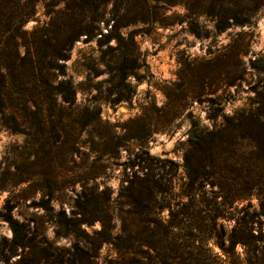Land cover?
<instances>
[{
    "label": "rangeland",
    "instance_id": "rangeland-1",
    "mask_svg": "<svg viewBox=\"0 0 264 264\" xmlns=\"http://www.w3.org/2000/svg\"><path fill=\"white\" fill-rule=\"evenodd\" d=\"M24 29L21 56H28L25 39L34 37L49 40L44 46L57 44L59 52L46 86L51 93L45 96L33 80L26 86L27 97L41 98V108L30 105L16 115L13 128L0 115V264H68L77 242L57 230L69 223L85 193L105 205L119 233L123 187L156 158L175 164L171 209L188 202L185 155L192 121L223 127L225 120L211 114L255 111L264 91V72L255 64L264 60V9L249 24L219 33L210 16L186 2L38 0ZM42 60L49 65V56ZM244 133L224 145L228 152L215 160L218 169H204L214 175L203 187L208 204L221 213L213 236L197 243L196 254L207 264H264L261 188L249 189L261 165L251 132ZM169 213L167 208L163 216ZM9 218L26 248L11 250ZM84 227L93 236L101 224ZM79 247L89 264L127 261L108 243L98 257L83 242ZM144 251L146 259L153 255Z\"/></svg>",
    "mask_w": 264,
    "mask_h": 264
},
{
    "label": "trees",
    "instance_id": "trees-1",
    "mask_svg": "<svg viewBox=\"0 0 264 264\" xmlns=\"http://www.w3.org/2000/svg\"><path fill=\"white\" fill-rule=\"evenodd\" d=\"M37 1L0 0V115L3 117V124L10 128L19 125L16 115L25 113L30 105L38 108L42 106L41 98L33 101L32 96L27 97L26 86L30 80L36 84L39 82L44 87L45 96L51 93L46 90V86L51 83L50 71L55 68L52 62L59 52L57 44L44 46L49 40L38 37L31 40L26 38L28 56L20 54L21 42L27 34L24 25L32 17ZM168 2H186L191 11L210 16L219 33L233 26L249 24L254 14L264 9V0H168ZM70 36L75 38L74 31ZM63 40L67 41L68 37ZM58 45L62 46V43ZM43 47L47 48L44 55ZM32 48L33 53L30 51ZM48 48H51L50 51ZM44 56H49V65L42 60ZM255 64L264 72V60L259 59ZM119 70L126 73L127 66L124 64ZM257 102L259 103L257 110L243 115L230 117L224 113L211 114L212 120L219 116L225 120L223 127L220 128L210 129L203 127L197 120L192 121L188 139L189 150L185 155L187 183L184 194L188 197V202H178L176 209H171L167 203L168 196L172 194L175 164L171 160L160 158L146 162L140 171L133 173L123 187L122 196L126 198V209H121L118 213L117 218L121 227L117 234H114L116 228L113 225L114 218L105 205L86 193L82 196L83 200L79 198L75 205L76 211L72 212L69 223L63 224V229L57 230L58 235H71L77 242L72 254L73 259L67 263L89 264L90 256L79 247V243L83 242L87 249L94 251V257H98L97 251L104 243L113 245L124 255L127 254V261L123 258L115 264H207L200 253L196 254V251H200L197 243L206 242L213 236L221 213L217 208H210L211 205L208 204L209 199L205 196L203 187L214 175L211 176L204 169L208 166L218 169V164L214 162L227 154L228 150L224 145L230 139L245 137L246 129L251 132L248 139L253 140L261 165L257 177L255 176L256 180L250 184L249 189L254 186L261 188L264 208V91L259 93ZM199 158L201 160H198ZM197 196L199 199H196ZM167 208L170 210L169 218L163 216ZM7 221L14 231V244L11 250L15 247L26 248L28 243L25 237L18 234L17 222L12 218ZM97 222H100L101 228L95 230L91 236L84 225L93 226ZM232 238L233 241L237 240V243L241 241L236 231ZM145 247L153 252L147 259L143 255Z\"/></svg>",
    "mask_w": 264,
    "mask_h": 264
}]
</instances>
